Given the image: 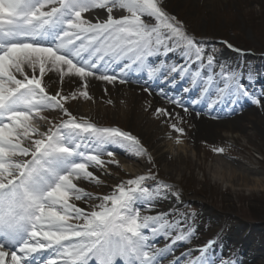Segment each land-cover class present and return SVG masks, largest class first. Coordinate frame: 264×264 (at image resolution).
I'll return each instance as SVG.
<instances>
[{
	"label": "snow or ice",
	"instance_id": "obj_1",
	"mask_svg": "<svg viewBox=\"0 0 264 264\" xmlns=\"http://www.w3.org/2000/svg\"><path fill=\"white\" fill-rule=\"evenodd\" d=\"M96 9L106 10V17L96 16ZM214 51L170 15L163 0H0V264H162L178 242L193 239L183 215L144 214L168 195L178 197L151 170L112 186L108 194L82 186L105 183L97 171L107 173L109 164L119 163L113 149H147L131 132L97 126L65 105L78 97L93 99L90 78L125 84L141 73L146 78L137 83H179L187 102L157 91L185 113L201 101L214 108L222 98L227 106L242 97L261 105L264 91H250ZM49 74L62 84L67 78L74 90L50 94L44 80ZM53 111L60 113L59 122L45 115ZM154 115L179 117L165 108ZM170 127L185 131L177 123ZM160 238L168 241L163 248ZM213 243L196 249L201 255L194 264H225L208 254Z\"/></svg>",
	"mask_w": 264,
	"mask_h": 264
},
{
	"label": "rangeland",
	"instance_id": "obj_2",
	"mask_svg": "<svg viewBox=\"0 0 264 264\" xmlns=\"http://www.w3.org/2000/svg\"><path fill=\"white\" fill-rule=\"evenodd\" d=\"M163 6L170 15L183 22L189 33L197 32L209 38H229L240 46L251 45L259 51L264 50V0H163ZM212 41L215 40H210L211 43L206 46L207 50L215 49ZM228 53L227 50L220 49L214 54ZM241 59L246 60V57ZM262 63L264 59L258 58L259 66L242 71L235 65L243 66L242 60L231 58L227 62L228 65H235V68L231 69H237L244 85V79L255 81L264 77ZM57 84L55 88L51 83L48 84L50 94L54 95L60 90L62 94L73 91L67 84ZM105 84L106 88L104 84L91 83L88 89L93 99L78 97L65 106L73 115L84 117L97 126L118 127L131 132L139 138L147 153L122 150L119 152L116 148L113 149L115 159L119 163L109 164L107 173L97 171V175H101L105 183L100 186L88 183L84 188L93 194H108L112 186L151 170L159 181L173 185V191L178 192V197L170 195L171 199L177 206L175 208L188 219L194 237L202 236L206 239L199 244V241L193 238L176 247H181L188 253L186 264H194L201 255L196 249L203 248L209 241L215 242L220 235H232V244L229 251L222 253H218L214 245L212 251L215 260H223L225 264H233L237 260L238 264H264L261 260L258 263L254 257L258 247L264 244V226H260L264 221V99L260 106L251 105L252 101L250 103L249 98L247 99V104L243 107L248 109L243 115L249 114L250 118L247 116L248 119H245L244 124H240L237 130L221 128L205 135L200 133V125L193 124L195 121L191 116L182 114L180 109H176L178 107H174L175 110L170 109L165 98L160 103L150 105L148 99L151 98L139 94V91L126 88L123 90L121 86L115 88L113 84ZM262 86L264 88V85ZM100 87L107 89V92H99ZM246 87L260 96V85ZM97 97L101 100L98 101ZM242 104L239 101L227 108H236ZM220 105L222 104L217 106ZM157 108H165L173 114L179 113V117H156L154 112ZM45 115L59 122L58 111ZM180 117H183V120H180ZM166 119L168 122H165ZM171 123H177L178 127L184 128V133L180 134L171 129ZM177 138L180 143L175 142ZM179 145L185 147L179 148ZM217 147H224L226 151L216 153L213 149ZM154 159H157V164L153 162ZM241 211L257 216L258 220L252 221L250 216L240 214ZM156 212L163 211L157 208L145 214L152 215ZM164 212L173 210L168 208ZM179 217L175 213V218ZM245 222L251 223L249 232L245 228L248 227ZM208 223L215 227L217 225L218 228L213 230ZM248 241L252 243L247 252L248 258L251 257L249 262L243 259L246 257L245 244ZM162 242L163 239L160 238L158 243ZM238 242L243 244V249L236 245Z\"/></svg>",
	"mask_w": 264,
	"mask_h": 264
},
{
	"label": "bare ground",
	"instance_id": "obj_3",
	"mask_svg": "<svg viewBox=\"0 0 264 264\" xmlns=\"http://www.w3.org/2000/svg\"><path fill=\"white\" fill-rule=\"evenodd\" d=\"M105 11L106 10H103V9L94 10L96 16H98L99 18L100 17L103 18V16H106ZM218 60L221 61V62H224L225 58L223 56H219ZM44 80H45V84L47 86H48L49 83H51L53 85V88H55L58 85L57 83L60 82L58 75H52V74H49V75L45 76ZM136 80H137V78H134V80L132 82H128V83H125V84H120L119 82H116L114 87L115 88H119L121 86V88L123 90H124V88H126V89H130L132 91H139V94L142 93L144 95H147V97L149 96V98L152 97L151 100L156 101V102H160V101H158V100H161L160 97H154L153 96L154 93L151 92V91L145 92L144 88H142L138 84H136ZM91 83H93V85H96V84H99V85L102 84L103 85L104 84L105 85L104 87L106 88V84H105L106 82H104V83L102 82L101 83L100 80H96L94 78H90L89 85ZM64 84H67L72 90H74V88H75V85L67 83V78H65ZM104 87H100V91L99 92H101L102 94L104 93V90H105ZM87 90L89 91V89H87ZM89 93L91 95L90 91H89ZM97 100L100 101L101 99L99 97H97ZM170 109L173 110V108H171V107H170ZM185 114H187L189 117L192 116L193 119H195L196 125H200L199 126L200 133L205 134V135H209L210 132L212 133L213 131H217V129H221V128L222 129H226V130H230V131H235L238 128H240V124H244V120L245 119L250 118L248 116L249 114H244V115H241V116H238L236 118L229 119L228 121H223V122L222 121L221 122L209 121V120H206L205 122H203L201 119H199V116H197V114H195L193 111L189 110V112L185 113ZM247 116H248V118H247ZM180 147L183 148V147H185V145H179V148ZM154 161H155V159H154ZM233 236H234V234H233ZM229 238L232 239V235H228L226 240L229 239ZM234 238H235V236H234ZM223 242L227 243L225 241V239H223ZM251 245H252L251 241L246 242V244H245L246 254H247L248 250L251 248ZM254 257H256V260H257L258 263H260L259 260L264 262V244H263L262 247H258ZM167 258H170V257L168 256Z\"/></svg>",
	"mask_w": 264,
	"mask_h": 264
}]
</instances>
